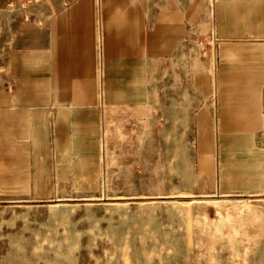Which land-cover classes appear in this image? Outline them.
I'll return each mask as SVG.
<instances>
[{
	"label": "crops",
	"instance_id": "crops-1",
	"mask_svg": "<svg viewBox=\"0 0 264 264\" xmlns=\"http://www.w3.org/2000/svg\"><path fill=\"white\" fill-rule=\"evenodd\" d=\"M17 1L31 13L0 52L6 173L42 174L54 195V180L93 179L103 141L127 170L139 164L141 122L153 126L162 100L185 170L189 116L211 113L217 152L197 144L198 179H217L221 196L264 197V0ZM204 82L215 87L210 113Z\"/></svg>",
	"mask_w": 264,
	"mask_h": 264
},
{
	"label": "rangeland",
	"instance_id": "rangeland-1",
	"mask_svg": "<svg viewBox=\"0 0 264 264\" xmlns=\"http://www.w3.org/2000/svg\"><path fill=\"white\" fill-rule=\"evenodd\" d=\"M30 6L17 0L1 6L0 52ZM207 40L203 51L211 50ZM205 83L209 100L201 105L210 113L215 87ZM215 121L197 110L189 116L185 170L179 134L164 131L161 100L153 126L141 122L139 164L119 171L115 150L103 141L93 179L77 173L81 178L68 184L54 180L49 196L42 174L19 181L20 174L6 173L0 146V264H264V197L221 196L217 179L195 173L198 143L199 152L205 141L216 156ZM4 138L0 126L3 147ZM214 163L216 169V157ZM66 190L75 194L55 195Z\"/></svg>",
	"mask_w": 264,
	"mask_h": 264
},
{
	"label": "built area",
	"instance_id": "built-area-1",
	"mask_svg": "<svg viewBox=\"0 0 264 264\" xmlns=\"http://www.w3.org/2000/svg\"><path fill=\"white\" fill-rule=\"evenodd\" d=\"M215 41H216V35H215L214 32H212L210 34V36L208 37V40L206 42V45L208 47H210V49H211V48H213ZM201 48H202V50H204L205 49V46L202 45ZM212 93H213V96H215V92L213 91Z\"/></svg>",
	"mask_w": 264,
	"mask_h": 264
}]
</instances>
